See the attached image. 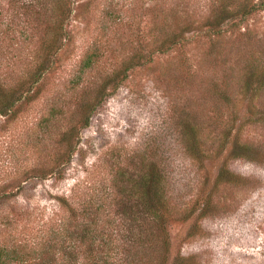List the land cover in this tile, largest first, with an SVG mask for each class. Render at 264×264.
<instances>
[{
    "label": "rangeland",
    "instance_id": "obj_1",
    "mask_svg": "<svg viewBox=\"0 0 264 264\" xmlns=\"http://www.w3.org/2000/svg\"><path fill=\"white\" fill-rule=\"evenodd\" d=\"M220 1L230 8L238 2L68 0L67 37L31 90L39 62L33 51L54 22L53 4L32 22L30 38L10 52L17 60L0 65L1 82L11 86L0 99L19 97L15 115H0V245L26 252L24 262L3 264H41L40 230L69 215L63 197L71 202L92 183L101 188V177H112L104 185L112 186L115 203L100 222H112L109 230L97 237L111 246L128 238L132 232L120 222L124 189L152 173L151 163L166 200L169 260L264 264V89L243 84L250 64L264 65V3L236 26L226 20L217 36L209 19ZM171 30L182 43L154 51L153 35ZM151 51L150 61L111 86L128 56L145 59ZM89 52L92 64L84 66ZM17 83L30 91L12 93ZM60 160L67 163L54 172Z\"/></svg>",
    "mask_w": 264,
    "mask_h": 264
},
{
    "label": "trees",
    "instance_id": "obj_2",
    "mask_svg": "<svg viewBox=\"0 0 264 264\" xmlns=\"http://www.w3.org/2000/svg\"><path fill=\"white\" fill-rule=\"evenodd\" d=\"M5 2L0 1V65L3 64L6 67H9L10 62L14 63L17 60V56H19L17 52L10 57L11 50L15 52V49L18 50L16 46L20 42L30 38L28 34L33 25L32 22L37 21L39 18H44L46 13L44 10L48 9V4H53L54 6V22L48 21L45 24L43 35L40 36L41 41L33 51V61L39 62L36 63L34 71L30 72L29 78L27 77L30 80L29 85L32 90V86L46 74L51 66L45 65V63L48 61V64H51L62 47L63 39L67 37L64 24L72 10L71 4H69L68 0H6ZM263 3L264 0H238L236 5L230 8L225 1H220L210 16L209 33L221 36L223 31L222 24L226 20H235L231 24L236 26L246 16L259 9ZM153 36L152 44L155 45L154 51L159 53L167 52L174 46L181 44L183 40L181 35L175 30L163 31L160 36ZM154 51H151L145 59L137 53L128 56L122 70L118 72H123L122 75L117 80L112 81L111 86L113 88L119 86L127 76L129 69L150 61ZM3 56H6V61L2 59ZM92 56L93 53L89 52L83 57L82 62L84 66L92 64ZM260 66L264 65L260 63L250 64L243 83L246 90L259 93V91L264 89V67L258 71ZM3 84L4 82L2 83L0 80V93L8 91L11 93V88H9L11 86L9 84L4 86ZM19 84H16L12 93H27L30 91L29 87L23 88ZM105 88L106 86L103 85L96 90L95 95H93L94 101L101 97ZM18 98L15 96L8 100L0 99V115H15ZM88 118L89 116L85 118L84 125L87 124ZM66 163L67 160L58 161L55 163L53 171L61 173ZM155 166V164L151 163L152 173L142 175L133 184L134 188L129 187L124 189L123 200L124 198L126 199V204H124L127 208H124V211L121 212L123 214V221L121 220L120 222L125 225L126 229H130L132 232L128 238L123 240L118 239V242L114 246H111V239L103 241L97 237L109 230L112 222L107 219L101 224L100 222L107 215L105 211L106 207L112 201L115 203V198L110 199L113 195L112 186L106 187L104 185L105 180L110 179L111 182L112 177L107 179L101 177L97 183H102L101 188H97L96 184L92 183L84 187V190L79 194L72 195L71 202L68 201L67 196L63 197L62 203L66 205L64 206L65 209L69 210V215L62 217L58 222L44 227V232H42V229L40 230L41 236L44 235L42 238L40 237V246L43 248H40L38 251L36 250V256L41 261L40 263L166 264L169 261L170 264H178L177 260L179 256L173 258L172 261L169 260L170 241L167 229V215L165 214L166 200L164 197L162 198L163 194L160 192L161 178L156 175ZM117 173L122 172L117 171ZM103 186L105 187L104 189H102ZM140 203L142 205L145 204L149 217L145 215L146 209L141 210ZM75 204L78 206H74ZM191 214L189 211L180 219L184 221ZM76 228L78 230H75ZM113 230L114 228L110 229L111 232ZM154 244L157 245L154 247ZM74 247L83 250L81 257L76 254L80 250L75 251ZM111 250L114 251L110 252ZM25 258L26 252L24 253L22 248L8 243L0 245V264H3L4 261L13 260L21 263L25 261Z\"/></svg>",
    "mask_w": 264,
    "mask_h": 264
}]
</instances>
